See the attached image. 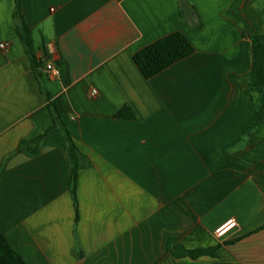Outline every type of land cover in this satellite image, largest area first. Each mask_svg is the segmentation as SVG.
<instances>
[{
  "label": "crops",
  "instance_id": "crops-1",
  "mask_svg": "<svg viewBox=\"0 0 264 264\" xmlns=\"http://www.w3.org/2000/svg\"><path fill=\"white\" fill-rule=\"evenodd\" d=\"M14 9L0 0V236L23 260L264 264V124L247 130L264 0H21L37 58L60 70L42 76L76 147L75 198L64 133L18 151L51 117ZM175 32L194 53L144 78L134 55Z\"/></svg>",
  "mask_w": 264,
  "mask_h": 264
},
{
  "label": "trees",
  "instance_id": "trees-1",
  "mask_svg": "<svg viewBox=\"0 0 264 264\" xmlns=\"http://www.w3.org/2000/svg\"><path fill=\"white\" fill-rule=\"evenodd\" d=\"M16 23V36L25 47V52L30 59L32 68L39 81L40 88L47 101L51 126L45 130L38 138L34 140L21 141L18 151L27 157H37L40 154L39 145L42 139L51 132L59 131L65 134L67 142L62 146L70 157L72 163L71 174V193L75 198V186L78 176V158L76 147L71 133L67 130L63 115L65 107L59 98H53L45 86L42 76V70L48 58L38 59L34 50L33 33L24 20L21 11V0H15V9L13 14ZM253 49V63L249 79L248 89L250 93L256 96V121L247 128L251 130L261 124H264V34L250 36ZM194 53V48L188 39L181 33L175 32L169 34L144 47L134 55V62L146 79H150L172 65L190 57ZM118 116L131 117L127 109H123ZM216 248L205 250L189 251L182 246L173 249L176 257L197 258L199 256H214ZM0 264H27L23 258L11 247L4 236H0Z\"/></svg>",
  "mask_w": 264,
  "mask_h": 264
},
{
  "label": "built area",
  "instance_id": "built-area-1",
  "mask_svg": "<svg viewBox=\"0 0 264 264\" xmlns=\"http://www.w3.org/2000/svg\"><path fill=\"white\" fill-rule=\"evenodd\" d=\"M7 47L6 44H1L0 45V48L1 49H5ZM43 70L44 72L47 74V76L50 78V79H59L60 78V70L58 67L55 66V64L51 61H46L45 64H44V67H43ZM97 94V91L96 90H92L91 91V95L92 96H95ZM234 225V222L230 221L229 223H227L225 226L227 227H222L221 229H219L217 231V235L218 236H222L224 234V232L232 227Z\"/></svg>",
  "mask_w": 264,
  "mask_h": 264
},
{
  "label": "bare ground",
  "instance_id": "bare-ground-1",
  "mask_svg": "<svg viewBox=\"0 0 264 264\" xmlns=\"http://www.w3.org/2000/svg\"><path fill=\"white\" fill-rule=\"evenodd\" d=\"M225 227H227V226H225ZM225 227H224V228H225Z\"/></svg>",
  "mask_w": 264,
  "mask_h": 264
}]
</instances>
